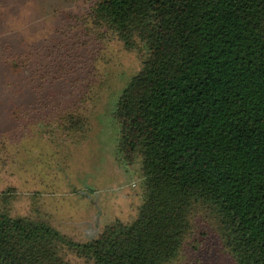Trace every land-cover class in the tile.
<instances>
[{
	"label": "trees",
	"instance_id": "16d2710c",
	"mask_svg": "<svg viewBox=\"0 0 264 264\" xmlns=\"http://www.w3.org/2000/svg\"><path fill=\"white\" fill-rule=\"evenodd\" d=\"M88 1L77 34L139 60L110 115L115 160L139 173L141 205L83 240L40 210L18 215L16 187L5 188L0 264H179L210 238L233 264H264V0ZM60 53L8 62L36 98L13 112L0 148L88 139L106 82L94 84L101 73L85 56Z\"/></svg>",
	"mask_w": 264,
	"mask_h": 264
},
{
	"label": "rangeland",
	"instance_id": "374dc122",
	"mask_svg": "<svg viewBox=\"0 0 264 264\" xmlns=\"http://www.w3.org/2000/svg\"><path fill=\"white\" fill-rule=\"evenodd\" d=\"M37 4L40 14L53 21L47 40L28 46L18 36L0 38V134L11 135L16 125L13 112L36 98L26 70L14 73L8 63L29 49L52 47L65 58H73L68 56L73 53L85 56L101 73L94 84L105 81L106 85L90 119L89 137L81 145L64 150L31 140L20 154L0 148V192L16 187L12 207L18 215L40 210L62 232L90 240L112 221L134 220L142 202L139 173L115 160L117 132L110 115L139 60L120 43H101L77 34L79 29L71 25L87 13L88 0H37ZM199 247L197 252L189 249L179 264H233L214 238Z\"/></svg>",
	"mask_w": 264,
	"mask_h": 264
},
{
	"label": "clouds",
	"instance_id": "9594fccd",
	"mask_svg": "<svg viewBox=\"0 0 264 264\" xmlns=\"http://www.w3.org/2000/svg\"><path fill=\"white\" fill-rule=\"evenodd\" d=\"M52 24L40 14L37 0H0V38L18 36L32 46L51 36Z\"/></svg>",
	"mask_w": 264,
	"mask_h": 264
}]
</instances>
